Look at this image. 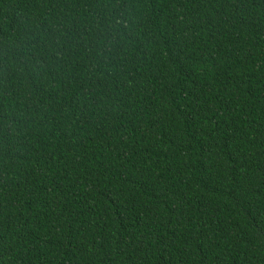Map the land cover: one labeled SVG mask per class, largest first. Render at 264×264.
Segmentation results:
<instances>
[{
    "label": "trees",
    "instance_id": "16d2710c",
    "mask_svg": "<svg viewBox=\"0 0 264 264\" xmlns=\"http://www.w3.org/2000/svg\"><path fill=\"white\" fill-rule=\"evenodd\" d=\"M0 264H264V0H0Z\"/></svg>",
    "mask_w": 264,
    "mask_h": 264
},
{
    "label": "clouds",
    "instance_id": "9594fccd",
    "mask_svg": "<svg viewBox=\"0 0 264 264\" xmlns=\"http://www.w3.org/2000/svg\"><path fill=\"white\" fill-rule=\"evenodd\" d=\"M116 24L119 25L120 27H126V22L119 18L116 20Z\"/></svg>",
    "mask_w": 264,
    "mask_h": 264
}]
</instances>
